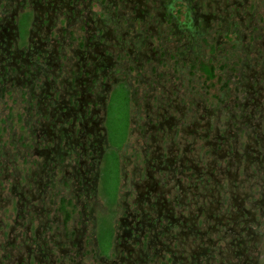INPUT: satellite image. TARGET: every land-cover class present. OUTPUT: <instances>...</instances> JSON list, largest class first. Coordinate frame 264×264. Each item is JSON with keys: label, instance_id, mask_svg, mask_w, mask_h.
I'll return each mask as SVG.
<instances>
[{"label": "flooded vegetation", "instance_id": "flooded-vegetation-1", "mask_svg": "<svg viewBox=\"0 0 264 264\" xmlns=\"http://www.w3.org/2000/svg\"><path fill=\"white\" fill-rule=\"evenodd\" d=\"M221 1L0 0V188L6 180L10 183L7 195L0 189V210L13 209L7 219L0 216V264H84L85 258L90 264H261L255 242L264 238V134L255 133L264 126V71L248 66L247 72L253 68L254 74L239 72L234 86L242 98H230L227 67L220 74L222 93L210 109H226L227 119L223 131L216 130L219 141L207 138L201 146L206 147L205 157L192 150L199 140L183 149L181 158L177 143L173 141V150L167 146V159L164 146L181 123L187 127L179 136L190 137L187 122L204 114H198L195 99L198 40L187 33H198V27L206 33L220 24L215 39L206 33L211 44L203 53L209 59L215 53L223 58L231 44L245 39L240 23L251 19L250 28L263 39L254 40V50L264 47V16L262 26L254 25L264 0ZM239 13L241 22L235 23ZM188 16L195 29L189 27ZM227 32L234 36L232 42ZM167 35L175 38L172 47L164 43ZM241 54L236 60L244 68L249 63ZM232 57L225 62L232 63ZM169 60L184 62L176 73L184 68L188 72L184 81L179 77L193 92L183 108L171 100L180 87L166 86L168 73L158 71ZM255 60L263 63L264 51ZM133 71L138 74L133 76ZM134 78L170 96L166 101L158 97L152 117L154 93L144 91L136 99L145 101L147 119L142 124L139 119L140 125L132 129L131 117L130 136L124 148L117 149L122 184L114 200L104 195L108 204L118 206L109 214L108 234L100 196L102 163L112 149L106 126L109 101L122 84L130 103L138 95ZM172 110L179 116L175 111L171 115ZM242 131L254 143L245 141L242 147ZM134 132L140 141L145 139L140 145L144 165L137 160L132 173L122 174L120 158L128 155L120 150L129 146ZM195 132L192 137L214 136L213 131ZM217 147L221 158L236 155L238 171L244 161V171L253 168L254 193L241 197L240 186L230 180L224 192L229 197H211L212 191L220 192L210 187L215 162H208L220 151ZM140 151L136 147L132 156L137 158ZM199 189L207 199L197 197ZM99 211L105 212L103 218L96 217ZM41 239L49 240L48 246L41 245ZM53 252L61 255L59 260Z\"/></svg>", "mask_w": 264, "mask_h": 264}, {"label": "rangeland", "instance_id": "rangeland-1", "mask_svg": "<svg viewBox=\"0 0 264 264\" xmlns=\"http://www.w3.org/2000/svg\"><path fill=\"white\" fill-rule=\"evenodd\" d=\"M222 1L220 2V4L223 3ZM213 6H215V4H213ZM213 9L214 8H212V10ZM96 10H98V9L96 8ZM263 11H264V9H262L260 11L259 15L256 16L257 20L254 23V25H256V27L263 25L262 24L263 23V16H264ZM240 15H241V13H239L237 18L235 19V23L241 22V16ZM229 19L231 21L233 18L231 19L229 16ZM252 21L253 20L249 19V20H245V23H240L242 26H241V29H239V30H242V33L245 34L244 35L245 39H243V41H240V42L238 41V45H232L231 44L230 47H228V50L226 51V53L227 52H229V53L225 54L223 56L224 58L230 57V59H231L232 55L235 57V58L232 57V63L227 66L226 70L228 72L225 73V76H227V77L230 76V80H231V82L229 83V86H228L229 87L228 91L232 90V92H229V93H232L230 98H240V97L242 98V96L240 95V93H238V90H236V88L234 86L235 85L234 81L238 80L237 75L241 74L239 72H244V71L247 72L248 66L257 67V68H255L256 69L255 71H258V68H259V70L264 71V62L263 63L257 62V60H255V59H257V57H259L261 52L264 51V47H262L263 49H260L259 52H256L254 50V48H255L254 47V45H255L254 40L256 39V40H258V42L259 41L262 42L263 39L257 35V31H253V29L250 28L249 25ZM230 24L231 23H229V26H230ZM218 28L220 29V24L217 25V28L213 27L211 29V27H210V28H207L205 31L208 34L212 33L209 36L211 38L215 39L218 36V33H217L219 31ZM209 36H208V38L210 40ZM241 37H242V35H241ZM173 39H175V38H172L170 35H167L164 38V40H165L164 43H166L170 47H172V45L174 44V41H172ZM223 40H224L223 37H221L220 41L223 42ZM231 46H232V48H231ZM240 47L242 48V50L240 51L242 53L241 56L243 57L245 63H249L244 68L242 67V65H240L241 61L236 60V57L240 54V52H239ZM230 50L233 51L232 54H230ZM218 54L221 55V53H215V55H214L215 59H217L219 57ZM219 58H222V57H219ZM178 65H181L182 67H184V62L180 61L177 63L176 61L169 60V61H167L166 64L159 66L158 71L161 73L166 71L168 73L169 77L167 78V80L165 82L166 86H169L171 84H175L176 87H180V93L178 94L176 92H173V94H171V100H174V101L176 100L177 102L175 101V103L179 104L180 107L183 108L184 106H188L189 99L191 98L190 96H192L193 92H192V90H188V88H185L184 86H182L184 84H182V85L180 84L179 77H181L182 81H184L187 77L188 72L185 71L186 68H184V72L176 73V69L178 68ZM255 71L252 68V70L247 72V73L252 75V74H254ZM218 73H219V75L222 74L223 70H220ZM137 74L138 73L136 71L132 72L133 76H135ZM199 77L200 76H198V78H197L199 80V83L196 84V88H198V90L196 91L197 93L195 92L196 93L195 99L199 103L198 114L204 113L203 117L201 118V116L198 115L197 120L195 122H193V123L187 122V124L189 125L188 128L192 129V131L189 133L190 137L179 136V135H183V132H181V128H183L185 125H183L182 123L178 125L177 131H176V134L174 135V137L170 138V137L165 136L166 138L164 140L165 141L164 146L166 147V159H167V152H168L167 149L170 147V149L173 150V148H172L173 147V145H172L173 141L178 144L177 147L181 148V152L178 153V157L181 158L182 152L183 153L185 152L183 149H185L186 147L193 144L196 140H199V142L196 145H194V149H192V150L194 151L195 149H198V151H199L198 153L200 155L199 157L202 159L203 157H205V155L207 153L206 147H204V149H201V146L203 145L204 141L208 138L207 141L217 143L219 141V139L218 138L216 139V130L218 131V129H219L220 131H223L222 129L225 128L224 123H225V120L227 119L226 109H223V110L210 109L213 102L214 103L218 102L217 99H215V98H217L222 93V91H221L222 85L219 81V78H216L213 81L205 83ZM249 81H250V79L247 77L246 82L249 83ZM133 83H134L135 89H138V95L136 96V94H135V98H133V100L130 101V103L127 99L126 89L122 87V86H124L122 84L119 85L113 91L111 99L109 101L108 119H107L106 126H107L108 131H109L110 145H111L112 149L106 156L105 164H104V161L102 163V167H103L102 180L103 181H102V188H101L102 196H100L101 197L100 200H101L102 205L105 204V209H106L105 212L106 213L102 212V211L95 213V215H96V217H98V219L100 216H102V218H103L104 213L107 215V216L105 215L104 217H107L108 219L103 220V224H104L105 228L108 225H111V223H110L111 222V215H109V214H111L112 211L117 209L118 206L116 207L115 204H108L107 203L108 201L106 200L104 195L107 196V199L112 198L114 200L117 196L118 184L119 183L122 184V180L120 179V163L118 161L117 149L124 148L122 146L125 145L126 141L128 140V138L130 136V129H131L130 128V120H131V117L133 119L132 129L134 128V126L137 127L138 125L146 122L145 120L147 119V116H146L147 108H145V106H144L145 101L142 98L140 103H137L136 99L138 97H141L143 95L144 91H147L148 93H151V92L154 93L153 98H150V102H151L150 105L152 108L150 109L149 114L151 115L150 117H152V115H153L152 111L153 110L156 111L158 97L161 100L166 101L168 99V95L170 94L167 91L165 93V91H163L160 88H156L154 90H151L149 88L150 87L149 83L143 82L141 84H138L136 82L135 78L133 80ZM207 85H208V89H207L208 91H206V89H205V86H207ZM255 85H256V83H255ZM189 86H190V82L187 83L186 87H189ZM224 99L227 100L228 97H225ZM131 108H133L132 114H131ZM174 111L175 110H172L170 112V114L173 116L175 115ZM175 112H177V114L175 116L178 117L179 116L178 114H180V112H178V111H175ZM207 114H211V115H207ZM217 115H218V117H220L219 118L220 122L218 123V125L216 124V120H217L216 116ZM139 119H140V122H139L140 124L137 123V121H139ZM187 119H188V117L185 118V120H187ZM209 121H211V123ZM149 123H151V122H149ZM208 123H209V131L206 130ZM228 123H230V121ZM228 125L226 128H228L229 131H231V132L236 131L235 128L232 129V127H230V125L229 126ZM185 127H187V126H185ZM256 128L257 127H255L254 129H256ZM166 130H168V132H170V129L166 128ZM195 130L198 133H203V132H210L211 133L213 131L214 136L213 137H192ZM257 130L258 131L255 134H257V133H259L260 135L264 134V126H262L261 128H257ZM244 131L241 132V137H239V142L242 145V147L245 146V144H244V143H246L245 141H248V143H250V144L254 143V142H251L252 138L245 139V137H243ZM138 137L139 136H138L137 132L132 133L129 146L123 150H120V151H123V153H122L123 155L124 154L128 155L127 159L122 158V157L120 158L123 161V164H122L123 168L121 169L122 174H123L124 170H129V172L132 173L134 164L136 163L137 160L141 163V165H144L143 157H142V148L140 147V145L141 144L144 145L143 143H145L144 142L145 139L142 138V140L140 141V139ZM168 138H169V140H168ZM232 139H234V137L231 138V141H230L231 143H233ZM131 145H133V148L131 147ZM167 146H168V148H167ZM239 146H237V150H238ZM136 147H139L141 149L140 154L137 158L135 156H132V150L136 149ZM233 147H234V144H232V148ZM251 148H252V145H251ZM217 149H219L220 151H218L215 156L211 155L210 158L208 159V162H210V163L215 162L214 164H211L212 169H211V174L209 176H210V178L212 177L214 179V184L213 185L211 184L210 187H212L214 189H220V192H217L216 190H215V192L212 191L211 197L216 198V197H219L220 195L222 197L226 196V198L229 197V195H226L224 192H225V189L228 188V182L230 180H232L235 184H238L240 186L239 192L241 193V197H246L247 194L254 193L256 191V188L254 185L251 186V184H254V182H256L255 181L256 176H252L253 168L251 170L246 169V171H244L243 166L246 165V163L244 161V164H243L241 170L238 171L237 167H236V165H237L236 155L233 156L232 158L229 155H225L224 157L221 158V157H219V155H220L222 150L220 149V147H217ZM232 150H234V149H232ZM173 152L174 151H172L168 157H171L174 154ZM133 161H134V163H133ZM230 161L233 162V166H229ZM202 164L204 166L207 165V163L203 160H202ZM262 166L264 167V162L262 163ZM228 167H230V168H228ZM224 168H225V170H224ZM220 170L223 171V175L219 174ZM167 173H169V172H167ZM176 175H177V171H175V176ZM215 176H216V178H215ZM181 178H182L181 182L185 183V178L184 177H181ZM262 182L264 183V177H263ZM171 183H172V181H171ZM9 186H10V183L8 182V180H6L3 184V187L0 188V189H2L4 196L8 194ZM125 190H127V189H125ZM197 193H198L197 197L199 199H203L200 197H204V199L208 198L206 195H203V192L201 189H199L197 191ZM204 194H206V193H204ZM225 204H226V201H225ZM78 209H80V207L77 208V210ZM224 209H225V206H224L223 210ZM12 211H13V209H11V208H8V210H6V212H4V210L2 209V210H0V216L3 219H7V216ZM27 221H28V219L25 222H27ZM34 222L35 223H34L33 227L37 225V221H34ZM109 228L110 227L108 226V229H107L108 234H110ZM87 233H91V232L87 231ZM56 239H58V238H56ZM105 241H106V238H105ZM40 244L43 246H48L49 240L45 241V240L41 239ZM256 244H257L256 252H258V250L260 249L259 250V252L261 254L260 261H261V264H264V238L262 239L261 243L256 241L255 245ZM1 255H2V253L0 250V256ZM52 255H53V257H55V259L57 258L58 260L60 259V256H61V255L54 253V252ZM85 259H86V261L84 262V264H90L91 261H89L88 258H85Z\"/></svg>", "mask_w": 264, "mask_h": 264}, {"label": "trees", "instance_id": "trees-1", "mask_svg": "<svg viewBox=\"0 0 264 264\" xmlns=\"http://www.w3.org/2000/svg\"><path fill=\"white\" fill-rule=\"evenodd\" d=\"M190 22L189 27H191V29H195L194 28V23H193V19H191V17L188 16V21ZM196 31H198V33L192 35L187 33V36L189 39H191V36L197 38L198 40V59H197V72H198V76H200L199 78L204 81L205 83H208L210 81H213L216 78H219V81L221 82V75H219V71L220 70H224L230 63L231 60L225 62V60H228V58H207L206 55L203 53L205 52L204 48L206 46H209L211 44V41L209 40L207 34L204 32L203 29L201 28H196ZM229 32H227L226 39L229 42H232L234 40V36L232 34H228ZM216 43H213V52L215 53L216 50ZM231 54V53H230ZM208 86V85H207Z\"/></svg>", "mask_w": 264, "mask_h": 264}]
</instances>
